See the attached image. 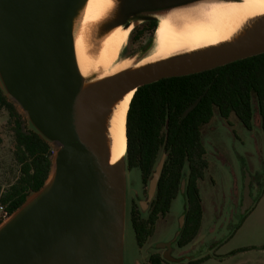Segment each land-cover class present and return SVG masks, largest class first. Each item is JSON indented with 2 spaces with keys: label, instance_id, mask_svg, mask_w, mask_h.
Masks as SVG:
<instances>
[{
  "label": "water",
  "instance_id": "water-1",
  "mask_svg": "<svg viewBox=\"0 0 264 264\" xmlns=\"http://www.w3.org/2000/svg\"><path fill=\"white\" fill-rule=\"evenodd\" d=\"M85 1L0 0V86L27 117L31 129L57 146L45 184L0 223V264H127L131 168L128 136L126 165L121 159L112 161L108 117L113 106L129 92L135 95L143 85L264 53L263 18L224 44L126 68L87 83L78 63L74 35L75 19ZM209 1L213 0H120L119 17L97 36L103 37L119 25L132 26L131 31L136 24L149 21H157L158 26L159 14L177 13ZM156 29L134 56H126L129 61L135 64L149 53ZM204 94L187 107L183 117ZM257 114L256 123L261 120L263 125L258 100ZM167 157L164 145L147 182V197L139 201L144 215L156 197ZM189 174L186 165L176 197L180 207L175 232L152 245L155 251L162 249L163 258L174 264L213 255L264 191V177H260L262 185L256 191V179L245 167L240 201L239 189L233 197L240 208L234 226L215 232L212 227L206 230L202 222L197 236L177 253L189 210ZM147 264H151L150 258Z\"/></svg>",
  "mask_w": 264,
  "mask_h": 264
},
{
  "label": "trees",
  "instance_id": "trees-1",
  "mask_svg": "<svg viewBox=\"0 0 264 264\" xmlns=\"http://www.w3.org/2000/svg\"><path fill=\"white\" fill-rule=\"evenodd\" d=\"M156 27L157 21L146 22L137 30L135 38L151 36ZM202 94L204 96L199 104L183 117L187 107ZM253 99L259 102L264 126V53L199 73L163 78L139 87L128 112L130 168L139 167L143 180L147 183L164 145L168 152L149 213L145 217L140 208L134 207L131 210L139 246H143L154 233L159 217L170 211L174 199L179 194L186 165L190 170L189 210L179 245L184 246L197 236L204 212L199 180L208 167L203 128L211 122L216 112L227 120L236 115L244 125L252 128ZM0 106L8 110L14 122L15 157L21 170L19 179L1 200L9 212L13 213L26 201L30 192L38 191L45 184L52 169L56 149L36 131L26 128L24 115L1 86ZM2 221L0 218V223ZM245 249L247 248L240 250ZM210 257L211 255H206L189 264H200ZM150 261L151 264L166 262L158 253L152 254Z\"/></svg>",
  "mask_w": 264,
  "mask_h": 264
},
{
  "label": "rangeland",
  "instance_id": "rangeland-1",
  "mask_svg": "<svg viewBox=\"0 0 264 264\" xmlns=\"http://www.w3.org/2000/svg\"><path fill=\"white\" fill-rule=\"evenodd\" d=\"M145 23L136 24L137 26L131 31L127 43L121 49L120 56H134L148 40L149 35L135 38L137 30ZM254 106L255 124L251 129L238 122L235 115L227 120L217 112L211 122L203 128V143L206 147L208 167L199 180V187L204 208L202 222L207 226L206 230L212 227L215 232H223V229H231L234 226L236 218L240 215V208L238 209V203H235L233 197L235 196L234 192L239 189L238 201H240L245 167L256 179V191L262 185L260 180L262 176L264 177V126L261 120L256 123L258 117L256 99ZM24 118L26 128L31 129L25 115ZM13 125L14 122L8 110L0 106V206L2 197L21 175L20 163L15 157L16 140ZM53 146L57 149L56 145ZM128 187L130 193L126 231V263L147 264L151 254L162 255L163 252L162 249L155 251L152 248L153 242L168 239L175 232L180 207L179 201L178 198L174 199L170 211L157 220L154 233L149 236L143 246H139L132 224L131 210L134 207L140 208L139 201L147 197L148 190V183L143 181L139 167L128 171ZM34 195L35 192H30L28 199ZM149 211L147 209L145 217ZM182 248V246L178 247L177 253ZM219 249L221 250V248ZM163 264L174 263L166 261Z\"/></svg>",
  "mask_w": 264,
  "mask_h": 264
},
{
  "label": "bare ground",
  "instance_id": "bare-ground-1",
  "mask_svg": "<svg viewBox=\"0 0 264 264\" xmlns=\"http://www.w3.org/2000/svg\"><path fill=\"white\" fill-rule=\"evenodd\" d=\"M119 14L120 0H86L78 11L74 25L76 54L87 83L126 68L234 40L264 18V0H213L177 13L159 14L154 45L135 64L120 56L132 26L119 25L109 29L105 36H97ZM133 95L131 91L118 100L108 117L112 161L121 159L124 165L127 163V114Z\"/></svg>",
  "mask_w": 264,
  "mask_h": 264
},
{
  "label": "crops",
  "instance_id": "crops-1",
  "mask_svg": "<svg viewBox=\"0 0 264 264\" xmlns=\"http://www.w3.org/2000/svg\"><path fill=\"white\" fill-rule=\"evenodd\" d=\"M200 264H264V191L236 231Z\"/></svg>",
  "mask_w": 264,
  "mask_h": 264
},
{
  "label": "built area",
  "instance_id": "built-area-1",
  "mask_svg": "<svg viewBox=\"0 0 264 264\" xmlns=\"http://www.w3.org/2000/svg\"><path fill=\"white\" fill-rule=\"evenodd\" d=\"M1 211H0V218L2 219V220H4V219H6V218H8L9 216H10V212H9V210L7 209V207L5 206V205H3V204H1Z\"/></svg>",
  "mask_w": 264,
  "mask_h": 264
},
{
  "label": "flooded vegetation",
  "instance_id": "flooded-vegetation-1",
  "mask_svg": "<svg viewBox=\"0 0 264 264\" xmlns=\"http://www.w3.org/2000/svg\"><path fill=\"white\" fill-rule=\"evenodd\" d=\"M235 118H236V120H237L238 122H240L244 127L248 128L246 125H244V123L242 122V120H241L238 116L235 115ZM229 119H231V116L229 117ZM252 128H253V127H252ZM248 129H251V128H248ZM205 171H206V170H205Z\"/></svg>",
  "mask_w": 264,
  "mask_h": 264
}]
</instances>
